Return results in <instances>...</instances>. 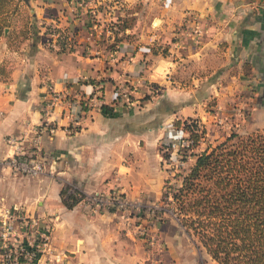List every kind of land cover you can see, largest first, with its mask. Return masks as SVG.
I'll use <instances>...</instances> for the list:
<instances>
[{"label": "crops", "instance_id": "1", "mask_svg": "<svg viewBox=\"0 0 264 264\" xmlns=\"http://www.w3.org/2000/svg\"><path fill=\"white\" fill-rule=\"evenodd\" d=\"M133 1L140 7L135 27L123 31L133 39L120 40L114 51L105 48L111 35L86 40L90 20L73 11L69 0H27L33 12L28 38L16 48L0 38V204L51 218V244L60 254L51 264H136L140 252L116 225L115 213L78 202L66 208L59 197L63 183L87 196L115 184L125 190L130 178V195L152 196L162 178L157 142L164 132L172 134L174 120L211 115L208 99L218 111H233L235 95L251 100V114L264 110V0H123L125 7ZM54 30L71 43L62 45L50 35ZM111 80L138 86L137 98L147 96L142 106L115 104ZM46 83L66 96L47 115ZM91 92H97L98 106L77 105ZM100 105L112 108L103 111ZM45 118L49 122L39 130L45 172L25 182L2 163L13 150L7 138L26 150ZM140 141L143 147L136 146ZM129 154L133 162L127 163ZM156 229L166 244L162 260L183 264L178 252L189 250L173 237L184 229L171 218Z\"/></svg>", "mask_w": 264, "mask_h": 264}, {"label": "trees", "instance_id": "2", "mask_svg": "<svg viewBox=\"0 0 264 264\" xmlns=\"http://www.w3.org/2000/svg\"><path fill=\"white\" fill-rule=\"evenodd\" d=\"M4 14L0 9V35L7 27ZM113 24L121 31L130 26L128 19L117 17ZM112 40L107 50L114 51L121 39L113 36ZM161 54L167 55L165 49ZM111 108L100 105L103 111ZM172 126L184 131V138L190 140L183 150L192 148L204 133L192 117L176 119ZM68 188L61 187L59 197L66 208H71L79 199L77 190L67 193ZM165 189L161 200L169 206L168 214L213 261L264 264V127L243 134L231 132L196 153L177 186L171 192Z\"/></svg>", "mask_w": 264, "mask_h": 264}, {"label": "rangeland", "instance_id": "3", "mask_svg": "<svg viewBox=\"0 0 264 264\" xmlns=\"http://www.w3.org/2000/svg\"><path fill=\"white\" fill-rule=\"evenodd\" d=\"M69 1H71L70 5L73 8V11H75L77 14L78 11L82 12L84 17L89 18L90 21L88 22L89 25L87 26V31H90L93 37H99V35L101 34V37L105 35H111L118 37L121 40L133 39V33V35H131L130 33L124 35L125 32L118 29V27L113 23L116 20V17L118 20L125 18L128 19V24L130 25L129 29H134L136 17L135 12H137V10H140L139 4L136 3V1L129 2L126 7L123 0ZM1 4L2 6L0 7V9L5 12L4 16L2 17H5L7 31L4 34L3 30L0 38H6L7 46L9 48H16L20 46V44L29 36V18L33 17L32 9L30 8L27 0H1ZM98 37H96L95 39H97ZM57 40L62 45L71 43V40H68L67 37L64 36V34H62V36ZM112 41L113 40L111 38L110 42L108 43H111ZM108 43L106 45H108ZM158 48H162L163 50L165 46H159ZM111 83L113 85L112 90L119 87L125 93L124 97L113 101L115 102V104H119L120 101H124V99L126 98L127 102L132 103L131 107L135 109V107L137 106H142L141 101H144L145 97L147 98V96L137 98V96L141 95L140 89L138 88V86L130 83V80H123L120 83L111 80ZM151 88H153V86H151ZM240 96L241 95L234 96V98L236 99L234 104L236 105H233V111L230 112L218 111L216 109L218 106L213 99L205 100V108L211 113V115H205V118L192 117L198 120V128L200 130L202 126L204 129V133L198 139L197 143L192 145V148L188 150H183L182 146H180V143H170V137H168V135H166V133L164 132V134L158 140L155 150V153L159 154L160 166L158 168H160L162 172V178H160V181L158 183L159 191L157 193L154 194L152 192L154 195L146 196V194L143 195V192L138 191L135 193V195H130L129 190L131 189V186L135 184L131 181L130 178L124 185L125 190L121 191L120 189L123 186H117L116 184L113 185L112 188H110V190L114 189L122 192V195H125V199L128 201V203L139 204L136 211L134 210L136 208H133V212H131V208H129V206L124 212L125 214L123 218H119L118 212H115V214L118 216L116 225L119 224L122 232L126 233L129 238L134 239V241H136L140 246V252L139 256L137 257L136 264L178 263L176 258L171 257L162 260L160 255L163 252L164 248L166 249V244H164L163 239H161L163 234L161 233L162 231L159 233L158 230L154 227L157 225H162V223L170 220V218L171 220L176 221L173 216H170L168 214L167 211L170 208L165 203L166 201L161 200V194L164 190V187H166L165 190L168 189L167 191L171 192L172 188H175L177 186L181 176L187 172L190 165L192 164L193 156L196 153L203 151L208 146H213L216 143L222 141L224 137L231 132L243 134L264 127V110H261L257 107L251 114L250 110L253 108L252 102H250L251 100L243 102L240 99L238 101ZM123 104L126 103L123 102ZM227 104H229L230 106L231 102H227ZM227 113H230L231 115H228ZM170 125L171 127H173L172 123ZM184 137H187L186 133ZM136 146L143 147V141H140V143ZM143 154L146 157L145 150H143ZM183 154H185V158H182ZM131 155L132 154H129V156L127 157V163H130L131 161L133 162V155ZM157 157L158 156H155V159H157ZM15 176L24 178L25 182H27L28 179L33 180L39 177H26L20 174H15ZM151 182L152 181L149 182V185L151 184ZM64 186L75 188L77 190L75 196L77 199H79L78 203L88 209L85 206V201H81L84 195H82V193L74 186V184H72L71 182L63 183L62 187ZM150 209H152L153 212H151ZM155 219L156 222L154 223ZM138 226L147 228L149 233L145 235H139L137 233L134 234V231ZM169 230L171 231V228ZM173 238L175 239V245L179 243L181 244V246L187 247V249L190 251H181L180 253L178 252L177 256L184 259L183 264H189L188 261H191L192 258H194V262L192 264H217L202 249H197V247L190 241V236H188L185 232L181 235H175Z\"/></svg>", "mask_w": 264, "mask_h": 264}, {"label": "built area", "instance_id": "4", "mask_svg": "<svg viewBox=\"0 0 264 264\" xmlns=\"http://www.w3.org/2000/svg\"><path fill=\"white\" fill-rule=\"evenodd\" d=\"M162 1L164 2L165 0ZM62 33L61 30H54L50 35L58 39L62 36ZM96 37H93L89 33L87 34L86 40L93 41ZM71 79V82L75 83L79 80V77ZM99 88L98 85L94 87L95 90H99ZM96 93H89L77 105L83 107L98 106L99 97L96 96ZM124 96L125 93L119 87L113 90V100H118ZM124 101L127 102L126 98ZM59 103H66L65 93L55 91L50 83H46L43 94V111L45 115L52 112L55 105ZM48 122L49 120L45 118L39 124V127L35 129V137L26 150L20 148L22 146L21 144L17 143L16 145L13 143L11 137L7 138V141L13 145V150L3 159L2 163L10 172L26 177H36L45 172V161L41 155L39 145V130L40 127L46 128ZM170 129L172 134L168 136L171 139L169 142L180 143V146L187 148L190 140L184 138L185 132L181 129H174L173 127ZM71 192H73V188L70 187L67 189V193ZM83 200L88 209L112 213L118 212L119 218L124 217V212L129 206L131 212L136 211L139 206L138 203H128L125 195L123 196L122 192L114 189L106 193L93 192L87 196L84 195L81 201ZM133 208L136 209L133 210ZM150 211L153 212L152 209ZM155 222L156 219L154 220ZM154 227L157 228L158 225ZM52 228L53 223L48 216L31 215L20 205L0 204V264H38L41 260L49 263L59 261L60 254L54 253L51 244ZM135 233L145 235L149 231L145 227L138 226L134 231Z\"/></svg>", "mask_w": 264, "mask_h": 264}, {"label": "water", "instance_id": "5", "mask_svg": "<svg viewBox=\"0 0 264 264\" xmlns=\"http://www.w3.org/2000/svg\"><path fill=\"white\" fill-rule=\"evenodd\" d=\"M6 31H7V29L5 28V29H4V34L6 33Z\"/></svg>", "mask_w": 264, "mask_h": 264}]
</instances>
